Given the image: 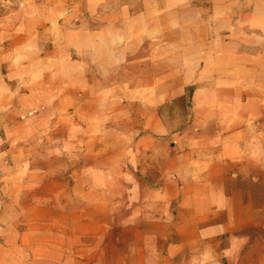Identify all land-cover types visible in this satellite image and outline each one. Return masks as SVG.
<instances>
[{"label": "rangeland", "instance_id": "374dc122", "mask_svg": "<svg viewBox=\"0 0 264 264\" xmlns=\"http://www.w3.org/2000/svg\"><path fill=\"white\" fill-rule=\"evenodd\" d=\"M0 264H264V0H0Z\"/></svg>", "mask_w": 264, "mask_h": 264}, {"label": "crops", "instance_id": "0c3cea01", "mask_svg": "<svg viewBox=\"0 0 264 264\" xmlns=\"http://www.w3.org/2000/svg\"><path fill=\"white\" fill-rule=\"evenodd\" d=\"M184 90L185 88L173 94V92L170 91L169 88H167V101H169V98L179 99L184 97ZM200 92H205V90H203L202 87L196 89L197 98H199ZM165 131H167V134L169 133L168 128ZM231 137L232 136L230 134L225 136V145L218 148L217 153L212 158V161L203 163V165L207 167L209 165L215 166V168L217 167L218 171H214V168L211 172H204V174H202L204 180L212 181L214 184L211 186V189L208 186L205 188L203 187L202 195L205 197V199L202 203H204V205H201V207L200 205L199 207L197 205V211H200L201 208L202 212H209L211 208L212 214L227 213L228 216L229 213L232 212V209H230L231 200L229 199V193L231 194V191H229L230 189H227L228 184H226L229 181L227 170L228 168H230V164L232 163L231 159L237 157L235 153L238 148L231 144ZM238 157H242V154ZM224 207L227 208V210Z\"/></svg>", "mask_w": 264, "mask_h": 264}]
</instances>
